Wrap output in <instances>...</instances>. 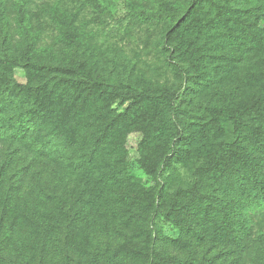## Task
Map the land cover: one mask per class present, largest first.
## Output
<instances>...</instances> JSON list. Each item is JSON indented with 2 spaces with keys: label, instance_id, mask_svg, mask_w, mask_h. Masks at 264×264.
I'll use <instances>...</instances> for the list:
<instances>
[{
  "label": "trees",
  "instance_id": "obj_1",
  "mask_svg": "<svg viewBox=\"0 0 264 264\" xmlns=\"http://www.w3.org/2000/svg\"><path fill=\"white\" fill-rule=\"evenodd\" d=\"M78 1L96 13L107 11L101 0ZM145 5L138 16L164 25L162 44L177 88L98 58L76 14L57 4L41 11L57 31L61 56L37 46L21 1L12 4L19 36L12 46L1 28L6 22L0 0V245L21 227L45 237L60 222L33 202L22 205L20 228L4 223L19 203L13 199L17 181L28 176L41 184L43 173L36 169L44 161L56 188L69 186L84 200L64 223L69 241L77 237L78 215L101 195L127 219L146 217L152 237V219L159 215L178 231L180 247L188 241L225 243L248 249L252 264H264V232L252 233L254 216L264 211V0ZM17 69L22 81L14 76ZM132 133L140 137V169L160 185L166 184L160 175L175 164H197L191 182L175 191L167 207L160 203L162 189L151 193L128 172ZM152 245L147 264H191Z\"/></svg>",
  "mask_w": 264,
  "mask_h": 264
},
{
  "label": "rangeland",
  "instance_id": "obj_2",
  "mask_svg": "<svg viewBox=\"0 0 264 264\" xmlns=\"http://www.w3.org/2000/svg\"><path fill=\"white\" fill-rule=\"evenodd\" d=\"M3 1L6 24L1 28L8 32L12 46L19 40L12 4L21 1L26 8L29 32L38 35L37 46L53 49L56 57L61 56L57 31L41 11L46 5L57 4L63 10L76 14V25L89 34L94 54L100 59L112 60L116 70L133 67L134 76L142 74L145 80L174 88L179 85L162 44L164 25L138 16L139 9L146 7V0H101L107 6L103 14L81 7L78 0ZM3 30H0L1 35L4 34ZM14 76L19 81L24 77L18 69L14 71ZM139 141L140 137L136 133L127 137L128 172L147 191L156 193L162 189L160 203L162 207H167L175 191L191 182V169L197 164L193 161L175 164L170 172L160 175L166 182L160 185L158 179L149 177L139 167ZM3 151L4 147L0 145V157ZM36 170L43 173L41 184L31 178L29 180L28 176L19 181L18 178L14 179L19 189L13 199L19 203L4 216V223L14 224L5 226L20 228L24 218L22 205L30 207L33 202L56 214L60 222L45 237L29 235L21 227V231L14 234L12 239L2 241L0 264H147L149 241L153 242L155 251L187 260L191 264H252L248 249L240 251L225 243L207 241L194 244L188 241L185 247L178 246L175 243L179 237L178 231L159 215L152 219L157 230L156 236L152 237L146 217L137 213L134 219H127L122 209L102 199L101 195L96 196V204H89L88 211L83 210L78 215L77 237L69 241L64 232V223L68 217L77 214V207L84 204V200L78 201L69 186L65 187L69 189L67 191L55 187L47 162L41 161ZM160 203L157 202V205L161 206ZM126 208L127 205L125 211ZM258 231L264 232V211L253 218V235Z\"/></svg>",
  "mask_w": 264,
  "mask_h": 264
}]
</instances>
